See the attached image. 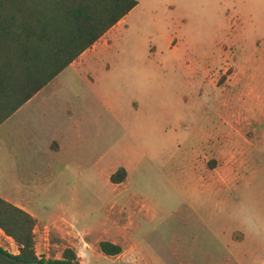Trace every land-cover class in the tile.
Returning a JSON list of instances; mask_svg holds the SVG:
<instances>
[{"label": "rangeland", "instance_id": "rangeland-1", "mask_svg": "<svg viewBox=\"0 0 264 264\" xmlns=\"http://www.w3.org/2000/svg\"><path fill=\"white\" fill-rule=\"evenodd\" d=\"M137 1L0 125V197L36 207L45 260L264 264V0Z\"/></svg>", "mask_w": 264, "mask_h": 264}, {"label": "trees", "instance_id": "trees-1", "mask_svg": "<svg viewBox=\"0 0 264 264\" xmlns=\"http://www.w3.org/2000/svg\"><path fill=\"white\" fill-rule=\"evenodd\" d=\"M138 4L137 0H0V125L58 74L92 47ZM125 167L110 177L127 178ZM37 218L0 197V228L18 245L10 254L0 246V264H79L75 250L66 247L62 258L37 254ZM106 255L122 246L99 243Z\"/></svg>", "mask_w": 264, "mask_h": 264}, {"label": "crops", "instance_id": "crops-1", "mask_svg": "<svg viewBox=\"0 0 264 264\" xmlns=\"http://www.w3.org/2000/svg\"><path fill=\"white\" fill-rule=\"evenodd\" d=\"M124 19H125V17L122 19V20H120L114 27H112L100 40H98L92 47H90V48H88L86 51H84L79 57L80 58H83L84 56H86V54L89 52L90 53V51H92L94 48H96L98 45H101V44H106L107 43V36H109V34L117 27V26H119L120 24H122L123 22H124ZM106 38V39H105ZM105 39V40H104ZM104 40V41H103ZM101 41V42H100ZM103 41V42H102ZM88 53V54H89ZM78 57V58H79ZM79 58V59H80ZM79 59H77V60H75L74 62H73V64H76L77 63V61L79 60ZM72 64V63H71ZM33 98V97H32ZM31 98V99H32ZM30 99V100H31ZM29 100V101H30ZM17 112V111H16ZM53 144V143H52ZM53 146V145H52ZM50 147V146H49ZM55 149H56V151H61L62 149H63V145H61V144H58V145H56V147H55ZM123 167V166H122ZM126 168V167H125ZM127 169V168H126ZM127 172H128V174H129V171H128V169H127ZM128 176V175H127ZM122 183V182H121ZM121 183H118V184H121ZM6 199V198H5ZM8 200V199H7ZM10 201V200H9ZM12 202V201H11ZM12 203H14V204H16L17 206H19V207H21V208H23V209H25L26 211H28V212H30L34 217H36L37 218V220H38V222H37V225H36V227H35V234H36V242H37V239H38V226H39V222H40V217H39V215H38V213H37V210H36V207L35 206H33L30 202H27V201H24V202H18V201H15V202H12ZM52 217V216H51ZM0 231L1 232H3V230L0 228ZM7 236V235H6ZM7 237H9V236H7ZM44 237V235H42V234H40V238L42 239ZM244 241V240H243ZM242 241V242H243ZM36 250H37V245H36ZM18 252H19V250H18ZM37 254H38V252H37ZM39 255V254H38ZM258 256L260 257V258H262L263 259V257H261V255L258 253ZM235 259H236V263L237 264H246V258L245 257H243V256H240V254H238V253H235ZM263 263H264V259H263V261H262Z\"/></svg>", "mask_w": 264, "mask_h": 264}]
</instances>
